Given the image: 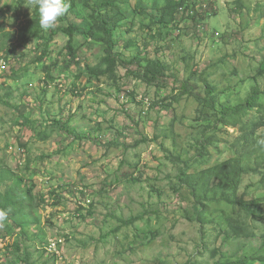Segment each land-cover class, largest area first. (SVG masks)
Returning a JSON list of instances; mask_svg holds the SVG:
<instances>
[{"label": "rangeland", "instance_id": "rangeland-1", "mask_svg": "<svg viewBox=\"0 0 264 264\" xmlns=\"http://www.w3.org/2000/svg\"><path fill=\"white\" fill-rule=\"evenodd\" d=\"M116 1V51L169 65L160 84L122 62L103 73L105 35L84 0H68L54 30L40 29L30 0H0L9 62L0 73V191L22 179L35 198L24 212L37 218L22 227L27 217L8 215L0 264H264V148L246 160L236 193L249 212L209 191L203 199L204 181L193 195L179 180L237 155L238 129L219 122L208 100L237 107L257 93L262 111L244 120L264 132V0H196L200 13L178 10L169 25L160 10L169 0ZM72 24L92 37L74 31L80 64L67 68ZM240 226L246 235L237 237Z\"/></svg>", "mask_w": 264, "mask_h": 264}, {"label": "trees", "instance_id": "trees-1", "mask_svg": "<svg viewBox=\"0 0 264 264\" xmlns=\"http://www.w3.org/2000/svg\"><path fill=\"white\" fill-rule=\"evenodd\" d=\"M85 5L92 11V17L97 23V29L100 33L105 35V42L107 45V62L109 64L106 71H114L118 62H122L128 67L129 74L136 76L137 78L147 82L148 84H160L162 80L167 77V72L171 69L169 65L161 62L158 59H153L151 57H129L127 58L123 52L116 51L115 42V31L118 29L119 24L123 20V14L118 10V5L116 0H84ZM193 1L195 0H182L179 4L176 1L169 0L164 7H161V22L165 25H169L172 19L175 20L178 10L181 6L187 5L190 8ZM197 18L196 16H194ZM75 30L81 31V33L86 37L91 36V29L89 26H80L72 24L65 31L70 36L65 48L67 50L70 58L67 60L66 67L70 68L73 64H80L77 55V51L73 46V33ZM52 34L56 35L55 31ZM8 34H6L7 36ZM52 41V36L45 38L44 43L46 47ZM6 59V58H5ZM135 66L134 68L130 66ZM87 70L97 72L90 66L86 65ZM44 72L48 77H52L51 67L44 65ZM208 88L212 90V87L208 85ZM260 95L252 92L251 96L247 99L245 103L239 104L237 107H231V105H218L220 108L215 106L213 100H208L205 104L212 107L213 110L217 111V115L220 114V121L225 127L237 128L240 133L239 138L236 140V157L233 159L223 162L214 168L206 171H202L196 176H183L184 178H179L182 185L188 187L193 195H196L201 183L204 181L208 184L204 188V197L210 193L211 198L216 199L221 202H225L233 207H242L249 212L247 206L242 202V199H238L236 196L237 189L240 186V182L243 177L250 171L246 164V160L250 157V154L258 147L264 148V144L260 143L258 140L264 141V132L260 136L256 134V125L254 121H245L244 116L251 112L252 110L262 111V106L259 104ZM201 100V99H200ZM203 106V105H202ZM205 106V105H204ZM204 112V111H202ZM17 183L16 188L2 193L0 191V209L7 211L8 215L12 217L25 216L28 218L24 221H20L22 227H27L30 223L36 221L37 218L31 213H26L27 210H32L35 205V198L33 190L24 185L23 180L20 178H15ZM216 181V185L212 186L210 183ZM211 188V189H210ZM211 191V192H210ZM26 211V212H24ZM29 214L30 216H28ZM236 223V222H235ZM24 224V226H23ZM235 236L246 235V231L240 226L232 228ZM23 264H29L28 259L21 261Z\"/></svg>", "mask_w": 264, "mask_h": 264}, {"label": "clouds", "instance_id": "clouds-1", "mask_svg": "<svg viewBox=\"0 0 264 264\" xmlns=\"http://www.w3.org/2000/svg\"><path fill=\"white\" fill-rule=\"evenodd\" d=\"M30 4L37 9L39 27L42 30H54L60 18L64 17L71 7L68 0H30ZM264 144V141H260ZM8 219V213L0 209V226Z\"/></svg>", "mask_w": 264, "mask_h": 264}, {"label": "built area", "instance_id": "built-area-1", "mask_svg": "<svg viewBox=\"0 0 264 264\" xmlns=\"http://www.w3.org/2000/svg\"><path fill=\"white\" fill-rule=\"evenodd\" d=\"M196 0L193 1L195 4ZM192 3L190 8H187L186 6H181L180 11L184 12L186 10L187 13H192L194 15H197L200 13L199 11H196L195 7L193 6L194 4ZM203 11H206L207 8L209 7V3L206 1L204 3H201L199 6ZM9 70V62L5 59L3 55H0V73H5ZM48 252L51 254L56 255L57 258L61 259L60 252L58 251V244L57 242H51V244L48 245L47 248Z\"/></svg>", "mask_w": 264, "mask_h": 264}]
</instances>
